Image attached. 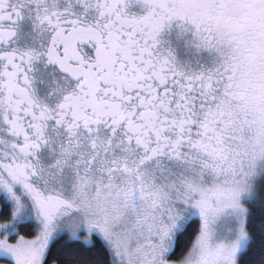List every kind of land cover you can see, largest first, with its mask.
Segmentation results:
<instances>
[{
	"label": "snow or ice",
	"instance_id": "6c2138e0",
	"mask_svg": "<svg viewBox=\"0 0 264 264\" xmlns=\"http://www.w3.org/2000/svg\"><path fill=\"white\" fill-rule=\"evenodd\" d=\"M0 264H264V0H0Z\"/></svg>",
	"mask_w": 264,
	"mask_h": 264
}]
</instances>
